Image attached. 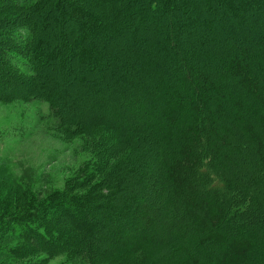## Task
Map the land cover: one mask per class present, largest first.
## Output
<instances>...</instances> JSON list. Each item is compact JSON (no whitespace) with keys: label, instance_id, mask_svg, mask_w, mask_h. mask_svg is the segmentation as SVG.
<instances>
[{"label":"trees","instance_id":"obj_1","mask_svg":"<svg viewBox=\"0 0 264 264\" xmlns=\"http://www.w3.org/2000/svg\"><path fill=\"white\" fill-rule=\"evenodd\" d=\"M9 1L29 12L43 8L47 19L57 10L64 20L81 18L71 29L78 33V48L65 60L69 67L70 62L87 63V71L100 73L106 57L96 51V42L133 38L128 49L112 54L113 80L98 93L97 109L113 113L120 96L132 114H151L153 120H141L148 131L138 136L135 128L109 124L103 114L72 119L71 112L100 79L90 84L86 77L76 78L80 91L75 98L49 78L39 83L40 69L54 55L40 47L34 24L21 20L16 34H0L1 41L16 43L0 45V84L6 90L0 99L47 100L58 128L94 140L92 159H98L82 166L79 184L54 191L23 212L0 216V238L27 242L36 237L48 257L63 255L81 264H264V223L253 220L264 211V0H204L211 16L199 21L186 16L178 33L170 35L175 41L167 38L164 46L158 41L149 47L145 27L155 20L131 22L142 7L126 11V21L111 27L81 6L70 10L69 0L66 5L60 0V7L58 0ZM121 1H107L115 15L136 0L117 6ZM159 2L177 9V0ZM213 2L224 11L211 12ZM160 4L144 2V10L153 14L163 8ZM247 5L256 13L249 25L239 13ZM227 14L237 18L244 32L240 39L227 35L202 48V38ZM200 32L196 43L194 34ZM250 32L253 36L246 38ZM145 54H152L146 63ZM14 66L18 75L11 71ZM141 94L150 104L134 106ZM108 142L109 152L101 153ZM174 217L181 220L177 226L168 224ZM6 248L0 246L4 263L14 250Z\"/></svg>","mask_w":264,"mask_h":264},{"label":"rangeland","instance_id":"obj_2","mask_svg":"<svg viewBox=\"0 0 264 264\" xmlns=\"http://www.w3.org/2000/svg\"><path fill=\"white\" fill-rule=\"evenodd\" d=\"M69 1L67 6L70 10L73 9L72 7L81 6L85 12L92 13L95 17L98 16L102 24L110 25L111 27L113 25V27H115L119 22L126 21L123 20L124 14H127L126 11L130 14V11L139 10V8L142 7L139 14L131 17L133 20H131V22H138L139 18L146 19L147 17L152 19L150 21L155 20V24L154 22L149 23V21H147L150 26L145 27L146 31L143 40L147 47L155 46L158 41L164 46L167 42L166 39H170L171 33L176 35L182 28L180 24H185L186 16L196 21L205 17V15L206 17L211 16V14L207 13V3L204 0H177L178 5L174 12L171 11L172 6H170L169 3H163L162 9L164 12L162 9H159L153 14L144 10V2H147L146 6H150L151 2L155 0H136L134 5L122 9L118 15L112 13L111 6L107 3L108 0ZM131 1L132 0H122L119 3H123V5L117 4V6H127ZM157 1L160 4L159 0ZM181 1L182 4L180 3ZM62 2L64 3L65 1L62 0ZM183 2H187V5L185 6ZM55 4L60 7L61 1L58 0ZM212 5L213 8L210 6L212 8L211 12H214L215 8H217L218 12L224 11L223 7L220 8L214 2ZM0 10H6L5 13L0 14V21H2L0 22V34L5 33L13 36L18 30L16 25H20L19 22L21 20L29 21L34 24L40 39H42H39L40 47L42 46L44 50L46 49L48 52L53 53V60L43 65L40 69L39 83L49 78L51 82L57 83L59 87L67 89L70 95L75 98V95L80 91L79 82L76 78L86 77L90 84H92L94 80L97 81L100 79L99 83H93V85H95L94 92L90 93L82 102H79L75 110L71 112L72 119H89L91 117V120H93L95 116L99 117L103 114V119L107 120L109 124L116 125L117 122L119 128H124L125 130L128 127L135 128L138 136L148 131L146 129L147 127L144 128L141 124V120H153V115L139 114V112L132 114L129 110V105L126 104V100H121L120 96L118 99L114 100L118 108L113 113L111 109L108 110V112H100L97 109V105L100 104L98 93L102 92L101 89L105 84H111L113 80L112 76H110L111 71L114 70L113 66L115 65L112 63L113 55H117L119 52L122 53V51L128 49L131 44H134L135 40H133V38H124L125 41H117V44L109 40L108 44H104V40L97 41L96 51L105 54L106 64L103 67L106 68H102L100 73L97 70L87 71V63L74 64L70 62L69 67L68 63L65 62L70 51L77 50L78 48V43H76L75 39V35L78 33L73 35L71 29L73 24H76V19L81 20V18L77 17L75 20L71 21L64 20V18L62 19L59 16V10H57L54 16H48L47 19L43 13V8L41 10L33 9V11L35 10L34 12H29L26 9H21L14 5L9 0H6V2L0 1ZM239 13L246 16L247 25H249L250 21L256 16V13L251 10V5L245 6L244 10ZM14 19L18 21L12 22ZM236 22L237 18L233 15H223L219 21L217 20L216 24L218 29L215 28L207 34L208 37L202 38L203 42L201 43L202 46H200L208 49L207 47L212 41H221L223 36L227 35L230 36V40L234 38L240 39V34L244 32L240 30ZM141 24L143 25V22ZM94 25L93 23L88 24L91 28L94 27ZM222 25L227 27L226 31L221 30ZM175 30L176 32H174ZM189 33L191 32H186V34L191 35ZM201 33L203 32L198 33V36L194 34V41L196 40V43L198 37L203 35ZM248 35L249 36L246 38L250 39L253 33L250 32ZM3 36L4 35H0V37ZM46 38L49 39L48 44L45 43ZM185 38L186 36H183L182 40ZM10 40L11 41L0 40V45L4 46V48L14 46L16 44L15 41L12 39ZM173 41H175L174 38L171 42ZM88 42L90 41H85L84 44L88 45ZM182 43L185 44L186 42ZM102 44H104V46ZM183 46L185 48L188 47L187 45ZM150 58H152V54L148 56L145 54V63L150 60ZM8 63L9 59L5 64L7 65ZM65 65H68L69 68H65ZM13 68H15V71L13 69H11V71L18 75L17 67L14 66ZM167 70L172 73L174 69L169 67ZM39 83H37V87L40 86ZM2 87L4 86L0 84V91H6L3 90ZM155 96L156 93L154 94V97ZM67 102L70 103L68 100ZM132 103L134 106L150 104V99H144L143 94H141V96ZM115 112L117 116H114ZM92 142H94V140L86 139L84 135H67L63 133L58 128L57 121L52 115L49 102L45 99L35 97L31 99H17L13 102H5L0 99V216L14 212H23L27 210L32 203H38L49 194H53L54 191L65 190L66 187L74 186L76 182L79 184L82 181L79 177L82 166L86 165L94 156ZM143 148L144 146H141L138 150ZM109 149L110 146L108 142L107 145L100 150L101 153L106 154L109 152ZM124 152V150H120V153ZM149 158H152L151 155ZM92 160L96 161L98 159L95 157ZM106 169H111V167H106ZM250 175H253L251 171L247 176ZM254 215L255 217L253 220L256 223H264V211H257ZM180 223L181 220L174 217L168 224L177 226ZM54 226L57 225L54 224ZM36 240V237L31 238L27 242L18 236L17 238H0V246L7 247V252L11 248L14 249L12 252L14 259H12L11 254L9 256L11 259L7 256L8 261L4 263L2 262V260H4V253H0V263L81 264L63 255L48 257L40 251V242ZM36 243L38 245H36Z\"/></svg>","mask_w":264,"mask_h":264}]
</instances>
